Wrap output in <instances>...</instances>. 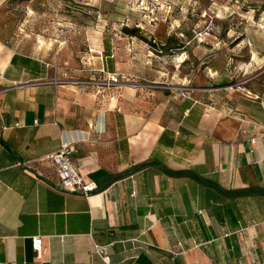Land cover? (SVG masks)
<instances>
[{
  "label": "crops",
  "instance_id": "0c3cea01",
  "mask_svg": "<svg viewBox=\"0 0 264 264\" xmlns=\"http://www.w3.org/2000/svg\"><path fill=\"white\" fill-rule=\"evenodd\" d=\"M7 3L0 264H264V97L142 121L134 89L101 100L13 44ZM65 143L89 198L58 189Z\"/></svg>",
  "mask_w": 264,
  "mask_h": 264
},
{
  "label": "rangeland",
  "instance_id": "374dc122",
  "mask_svg": "<svg viewBox=\"0 0 264 264\" xmlns=\"http://www.w3.org/2000/svg\"><path fill=\"white\" fill-rule=\"evenodd\" d=\"M13 44L142 121L264 97V0H8ZM115 79L117 81L115 82Z\"/></svg>",
  "mask_w": 264,
  "mask_h": 264
},
{
  "label": "built area",
  "instance_id": "2783aa9c",
  "mask_svg": "<svg viewBox=\"0 0 264 264\" xmlns=\"http://www.w3.org/2000/svg\"><path fill=\"white\" fill-rule=\"evenodd\" d=\"M116 81L117 79H115ZM71 153V145L65 143L57 153L49 157L56 165V174L59 182L58 189L66 193L79 194L89 198L99 192V185L92 180H86L76 169L70 158ZM34 244H40V241L34 240ZM104 261H109V258L105 256Z\"/></svg>",
  "mask_w": 264,
  "mask_h": 264
}]
</instances>
